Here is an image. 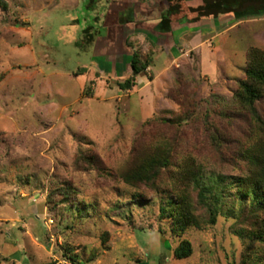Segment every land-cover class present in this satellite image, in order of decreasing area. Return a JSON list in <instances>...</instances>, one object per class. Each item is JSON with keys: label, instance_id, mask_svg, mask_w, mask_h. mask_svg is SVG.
<instances>
[{"label": "rangeland", "instance_id": "374dc122", "mask_svg": "<svg viewBox=\"0 0 264 264\" xmlns=\"http://www.w3.org/2000/svg\"><path fill=\"white\" fill-rule=\"evenodd\" d=\"M157 1L0 0V264H70L69 252L85 264H264L233 184L264 147V124L235 98L247 51L264 50V9L211 18L214 31L173 17L157 40L135 20V4ZM141 43L152 65L121 89ZM255 106L264 121V97ZM156 147L170 164L155 183H125L120 171ZM191 162L206 184L224 180L214 224ZM183 186L202 225L177 235L160 207ZM184 239L192 254L177 259Z\"/></svg>", "mask_w": 264, "mask_h": 264}, {"label": "trees", "instance_id": "16d2710c", "mask_svg": "<svg viewBox=\"0 0 264 264\" xmlns=\"http://www.w3.org/2000/svg\"><path fill=\"white\" fill-rule=\"evenodd\" d=\"M158 0L153 8L147 13L139 16L143 18L141 26H145L149 22L155 25L158 31H169L172 26L173 17L181 19L185 17L187 21L203 23V21L215 19L226 13L233 15V18L243 20L244 18H254L259 15L264 9V0H202L201 4L188 6L186 0ZM1 6L5 4L1 2ZM182 8L186 13L180 14ZM184 11V12H185ZM189 11V12H187ZM180 12V13H179ZM195 13V14H194ZM180 16H179V15ZM193 15L189 16V15ZM155 15L159 18L154 19ZM154 16V17H153ZM177 16V17H176ZM146 18H153L146 22ZM147 27V26H146ZM142 43L129 54V74L120 82L118 86L121 89H131L136 85L137 76L144 72L152 65V58L149 50L142 49ZM245 79L240 80L238 89L235 93L236 101L244 109L248 110L249 114L257 122V125L262 129L264 124L263 119L259 116L255 104L264 97V50L250 47L246 53ZM261 124V125H259ZM250 153L251 167L247 176L236 178L233 183L236 190V197L240 200L241 218L250 220L257 225L253 230V235L256 238L264 240V147L258 143ZM170 164V153L168 149L163 147L154 148L148 155H145L134 163L131 167L120 171L122 180L132 186L139 183L144 185H153L161 174V170ZM186 180L190 183H195L197 194V204L206 208L208 214L207 224H214L217 214V204L220 202L225 188L222 184L223 179H214L211 184L201 178V171L192 162L188 168H185ZM65 187V188H64ZM62 186L64 192L58 195H63L64 199H69L74 190L69 185ZM70 191V192H69ZM175 198L169 197L168 204L160 207L161 216L165 215L172 218V231L177 235L189 227H200L202 220L197 218L195 205L192 204L188 197V188L183 186V189L177 190ZM174 257L183 259L192 254V246L186 239L181 240L173 251ZM63 256L70 264H85L82 259L74 253H63Z\"/></svg>", "mask_w": 264, "mask_h": 264}, {"label": "crops", "instance_id": "0c3cea01", "mask_svg": "<svg viewBox=\"0 0 264 264\" xmlns=\"http://www.w3.org/2000/svg\"><path fill=\"white\" fill-rule=\"evenodd\" d=\"M129 2H135V1H137V0H128ZM201 1L202 0H186L185 1V3H188V4H190L191 6H194V5H199V4H201ZM138 2H140V1H138ZM167 1H165L164 0V3H166ZM152 4H150V5H148V4H146V3H141L142 5H143V7H140L138 4H135V6L137 7V8H139V11L140 12H144V13H146L144 10L146 9V11L148 12V11H150V9H152L153 8V5H154V3H156V2H151ZM144 4H146V5H144ZM152 5V6H151ZM226 22H231V24H229V27H232V25L235 23L234 21H233V18L231 19L230 17H226ZM217 21H219L220 19H216ZM208 21L209 20H206V21H203V23H200V25H201V27H207L206 29H208L209 31H214V28H215V26L217 25V24H215V26H214V24H212V25H207L208 24ZM217 23V22H216ZM233 23V24H232ZM172 24V23H171ZM133 25H135L134 23H133ZM137 25V24H136ZM155 25L156 24H146L143 28H145L146 30H147V32L148 33H152L154 36H156L157 37V40H162L161 39V37H163V36H171V33H173L172 32V28H173V24H172V26H171V29L169 30V31H158V30H156L155 29ZM139 26V25H138ZM147 26V27H146ZM217 26H219V25H217ZM228 28V27H227ZM224 30V29H223Z\"/></svg>", "mask_w": 264, "mask_h": 264}]
</instances>
